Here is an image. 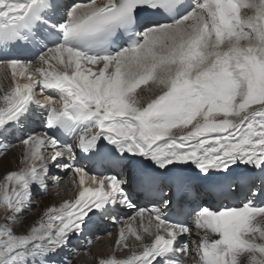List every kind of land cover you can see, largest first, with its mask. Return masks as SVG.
Segmentation results:
<instances>
[{
	"label": "snow or ice",
	"instance_id": "snow-or-ice-1",
	"mask_svg": "<svg viewBox=\"0 0 264 264\" xmlns=\"http://www.w3.org/2000/svg\"><path fill=\"white\" fill-rule=\"evenodd\" d=\"M6 69L12 83L0 95V135L34 115L47 130L21 141L24 167L0 183V264H58L74 239L126 210L135 215L115 245L129 249L134 238L141 250L98 264H186L193 253L196 264H264V202L255 199L264 190L253 191L246 177L227 184L230 192L247 188L243 202L198 205L173 219L171 198L138 207L130 181L76 163L79 150L113 168L135 167L142 188L168 183L185 192L193 178L181 166L206 180L240 165L264 173V0H0ZM150 84L159 91L145 102L139 90ZM56 170L71 172L76 193L17 234L33 188L60 186ZM207 187L223 195L224 184Z\"/></svg>",
	"mask_w": 264,
	"mask_h": 264
},
{
	"label": "bare ground",
	"instance_id": "bare-ground-1",
	"mask_svg": "<svg viewBox=\"0 0 264 264\" xmlns=\"http://www.w3.org/2000/svg\"><path fill=\"white\" fill-rule=\"evenodd\" d=\"M98 3H102L103 0H97ZM258 2V0H256ZM252 12L249 9L243 10V15L248 16L251 15ZM59 67V66H58ZM92 67L93 71H98V67L96 66H90ZM60 70H63L62 68ZM7 71L8 79L3 78L4 72ZM20 83H26V80H18ZM12 83L10 78V72L8 69L6 70H0V95L3 94L5 90L9 87V85ZM151 89V91H149ZM159 89L155 86L150 84L148 87H142L139 90V94L144 97V101L146 102L148 99H150L153 95H155ZM57 107H61V104L59 100H57ZM38 116L40 115H34L28 122H26L25 125L19 127V128H13L9 132L4 133L3 135H0V162H3V168H0V183L3 182V177L5 174H7L9 171H18L21 168L24 167L23 164L20 163L21 157H23L25 146L21 142L15 141V130H19L21 134L25 137H27L29 134L35 133L40 134L47 129L45 127L40 126V123L38 121ZM42 117V116H41ZM43 119V117H42ZM44 120V119H43ZM189 129H176L174 130V134L179 136L181 134H184ZM139 159V158H135ZM181 167H188L191 172L198 174V171L192 168L191 166H181ZM251 171L253 169L240 165L236 168V171L232 174L235 175H241L244 173V171ZM58 174L62 177V181L59 187H53L51 182H49L48 187V194L45 196L43 195L40 197L37 201L34 198V193L37 191H43L39 188L34 187L33 193H32V202L30 206L28 207V212L30 213V216H32V220L27 219H21L20 224L18 223L17 227L15 228V232L17 234H26L28 230L32 226H34L44 215L45 211L48 207L51 206H59L64 200L70 199L74 196L76 193L75 186L71 183V180L73 179L71 172L68 174H65L64 172H60L59 170H56ZM120 176H123L121 174ZM212 177L213 174H210ZM137 201V200H136ZM135 201V202H136ZM5 215V209L0 206V225L4 224L6 221L4 219ZM135 215V212L130 213L129 215L121 216L120 218V227L122 226V223H129L131 221V216ZM147 215V214H146ZM27 220V221H25ZM32 222L31 227L26 230L23 226H26V223ZM134 223V226L139 228V218ZM108 230L107 233H104L103 231ZM142 231V230H141ZM108 233H111V235H108ZM117 234L114 232V227L110 224H103L100 223L98 220L94 227L87 230L86 233L83 235V237L79 239H74L72 242V245L69 247L71 251V256L66 255L68 253V250L62 253V255L58 258V264H67L69 259L72 257L75 258L74 264H98L100 259H108L111 257H115L117 259H123L126 257L127 254H129L130 250H136L139 251L140 249V242H136L134 238H130L128 240V244L130 246L129 249H124L123 246L120 248H117L115 245V241L117 239ZM193 239H196L195 232L193 233ZM215 238V237H213ZM185 240L188 238L185 237ZM89 241H91V244H89ZM149 241V237L145 236V242ZM80 245H83L86 247L85 252H83L80 249ZM191 247V245H190ZM87 252V254H85ZM191 254L187 260L186 264H196V260L192 258ZM198 259V258H197ZM72 264V262H71Z\"/></svg>",
	"mask_w": 264,
	"mask_h": 264
},
{
	"label": "rangeland",
	"instance_id": "rangeland-1",
	"mask_svg": "<svg viewBox=\"0 0 264 264\" xmlns=\"http://www.w3.org/2000/svg\"><path fill=\"white\" fill-rule=\"evenodd\" d=\"M242 14H243V12H242ZM150 86V85H149ZM146 87H148V86H146ZM23 159V157H21V160ZM48 194V190L47 191H45V192H43V191H37L36 193H34V198H36L35 200L37 201L40 197H42L43 195H47ZM26 217V218H25ZM27 219V220H32L33 218H32V216H30V213L28 212V208H26L25 210H24V212L22 213V215H21V217L19 218V221H18V223L20 224V220L21 219ZM27 220H25V221H27ZM34 220V219H33ZM28 222V221H27ZM31 224H33L32 222H29V223H26V226L24 225L23 226V228L25 229L26 228V230H28L30 227H31ZM29 227V228H28ZM68 252H70L69 254L67 253L66 255H72L71 254V251H70V249L68 250ZM71 262H72V264H74L75 263V259L74 258H71V259H69Z\"/></svg>",
	"mask_w": 264,
	"mask_h": 264
}]
</instances>
